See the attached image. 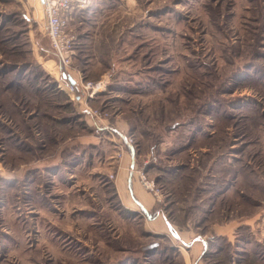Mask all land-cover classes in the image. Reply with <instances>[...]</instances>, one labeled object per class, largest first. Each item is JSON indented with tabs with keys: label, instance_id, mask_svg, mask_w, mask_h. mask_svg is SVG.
I'll return each mask as SVG.
<instances>
[{
	"label": "rangeland",
	"instance_id": "1",
	"mask_svg": "<svg viewBox=\"0 0 264 264\" xmlns=\"http://www.w3.org/2000/svg\"><path fill=\"white\" fill-rule=\"evenodd\" d=\"M39 1L0 0V264H264V0H93L66 62Z\"/></svg>",
	"mask_w": 264,
	"mask_h": 264
},
{
	"label": "built area",
	"instance_id": "2",
	"mask_svg": "<svg viewBox=\"0 0 264 264\" xmlns=\"http://www.w3.org/2000/svg\"><path fill=\"white\" fill-rule=\"evenodd\" d=\"M93 0H44L45 15H46V31L51 37L53 47L60 53L61 59L65 61L66 43L63 41L65 28L68 24L69 17L73 12V9L84 8L91 4ZM65 50V51H63ZM72 88L74 85L70 84ZM92 94V93H91ZM144 185L147 188L153 189V184L144 181Z\"/></svg>",
	"mask_w": 264,
	"mask_h": 264
},
{
	"label": "crops",
	"instance_id": "3",
	"mask_svg": "<svg viewBox=\"0 0 264 264\" xmlns=\"http://www.w3.org/2000/svg\"><path fill=\"white\" fill-rule=\"evenodd\" d=\"M100 2V3H99ZM102 1H97L98 4H101ZM75 79H77V82L79 81V78L74 76ZM77 84V83H76ZM100 128V126L98 127ZM117 131V130H116ZM118 132V131H117ZM120 132L123 134V132L120 130ZM120 135L121 138L125 139V135ZM129 171L130 173L126 172L124 174L125 179H126V188H127V192L129 195V198H127L128 202H130L132 208H137V210H149L152 205L153 202L152 201V197L149 195V193L147 191H144L142 188H140V186L138 184L134 183L133 180V174H134V169H135V164H131V159H130V163H129ZM122 189H124L125 187L122 186ZM159 219L162 222H165L166 219H163V215L159 214L157 215V217L154 218V220ZM169 227V226H168ZM172 227V226H171ZM169 227V228H171Z\"/></svg>",
	"mask_w": 264,
	"mask_h": 264
},
{
	"label": "water",
	"instance_id": "4",
	"mask_svg": "<svg viewBox=\"0 0 264 264\" xmlns=\"http://www.w3.org/2000/svg\"><path fill=\"white\" fill-rule=\"evenodd\" d=\"M42 2H44V0H41ZM67 79L68 82L71 83L72 85L76 84V79L74 78V76L70 73H65L64 75Z\"/></svg>",
	"mask_w": 264,
	"mask_h": 264
},
{
	"label": "bare ground",
	"instance_id": "5",
	"mask_svg": "<svg viewBox=\"0 0 264 264\" xmlns=\"http://www.w3.org/2000/svg\"><path fill=\"white\" fill-rule=\"evenodd\" d=\"M39 3L42 4V5L44 6V3H43L41 0L39 1ZM68 83H69V82H68ZM70 84H71V83H69V85H70ZM96 89H97V88H96Z\"/></svg>",
	"mask_w": 264,
	"mask_h": 264
},
{
	"label": "trees",
	"instance_id": "6",
	"mask_svg": "<svg viewBox=\"0 0 264 264\" xmlns=\"http://www.w3.org/2000/svg\"><path fill=\"white\" fill-rule=\"evenodd\" d=\"M77 87V85H75Z\"/></svg>",
	"mask_w": 264,
	"mask_h": 264
}]
</instances>
